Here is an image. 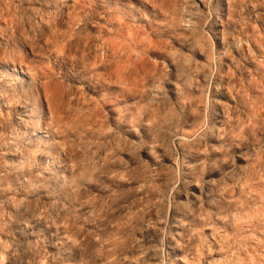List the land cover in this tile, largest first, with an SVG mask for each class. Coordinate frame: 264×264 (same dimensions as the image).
<instances>
[{
	"label": "rangeland",
	"instance_id": "374dc122",
	"mask_svg": "<svg viewBox=\"0 0 264 264\" xmlns=\"http://www.w3.org/2000/svg\"><path fill=\"white\" fill-rule=\"evenodd\" d=\"M0 264H264V0H0Z\"/></svg>",
	"mask_w": 264,
	"mask_h": 264
},
{
	"label": "bare ground",
	"instance_id": "6f19581e",
	"mask_svg": "<svg viewBox=\"0 0 264 264\" xmlns=\"http://www.w3.org/2000/svg\"><path fill=\"white\" fill-rule=\"evenodd\" d=\"M32 12H33V11H32ZM47 16H48V14H47ZM35 21H36V20H35ZM33 22H34V21H33ZM54 22H55V21H54ZM54 22H53V23H54ZM80 23H81V22H80ZM38 25H39V24H38ZM101 52H103V51H101ZM18 58H19V57H18ZM10 65H11V64H10ZM28 215H29V214H28Z\"/></svg>",
	"mask_w": 264,
	"mask_h": 264
}]
</instances>
